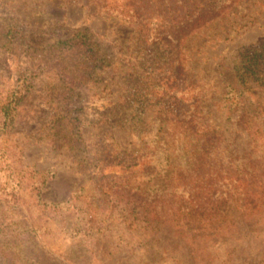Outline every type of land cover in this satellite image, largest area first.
<instances>
[{"label":"trees","instance_id":"trees-1","mask_svg":"<svg viewBox=\"0 0 264 264\" xmlns=\"http://www.w3.org/2000/svg\"><path fill=\"white\" fill-rule=\"evenodd\" d=\"M92 1L99 11L137 28L150 45V68L164 80L157 99L132 91L137 107L126 120L140 121L149 106H156V113L145 124L132 125V146L112 142L106 148L104 157L113 158L117 169L106 174L99 165L90 175L100 197L81 186L68 200L46 203L41 191L50 172L27 165L31 198L47 214L43 218L39 212L31 221L19 215L24 200L18 189L7 199L0 197L1 261L43 264V251L33 248L38 237L46 241L56 232L46 231L56 214L62 215L58 223L75 226L71 208L84 197L86 219L77 229L83 237L101 234L104 242L96 237L86 250L103 264H128L120 256V244L130 231L141 238L140 244L155 243L176 264H264V40L237 46L224 56L220 85L200 76L196 65L201 47L214 40L211 36H231L241 22L253 20L247 13L252 5L264 0H129L116 11L104 0ZM4 52L20 53L27 61H21L14 82L1 88L0 135L12 128L39 79L43 66L32 67L35 61L49 62L47 135L76 152L81 170L92 166L93 159L87 158L92 150L86 153L82 137V107L73 98L77 88L97 82L99 72L112 66L92 32L80 28L37 46L15 24H6L0 30V54ZM53 59L58 60L55 67Z\"/></svg>","mask_w":264,"mask_h":264},{"label":"rangeland","instance_id":"rangeland-1","mask_svg":"<svg viewBox=\"0 0 264 264\" xmlns=\"http://www.w3.org/2000/svg\"><path fill=\"white\" fill-rule=\"evenodd\" d=\"M128 2L129 0H104L106 7L114 11ZM247 13L253 18L250 23L241 22L237 31L226 39L223 34L217 38L211 36L214 40L207 41L201 47L203 52L196 65L199 75H204L212 84L223 83L225 76H218V72L222 70L223 58L229 51L240 45L264 40V4H253ZM246 17L247 15L243 20ZM6 24H15L20 35L37 46L69 37L77 29L87 27L112 60L111 67L99 72L97 82H86L75 90L73 98L82 107V137L86 153L92 150L87 158L93 159L92 166L96 165L95 168L87 165L85 171L75 163L76 152H71L64 142H56L47 135L51 110L44 98V86L52 66L49 62L43 64V61L38 60L32 66H43L39 79L35 80V85L19 108L12 128L7 134L0 135V197L7 199L10 191L18 189L24 200L19 207L22 211L19 215L22 213L31 221L30 219L38 218L41 207L34 204L25 182L26 166L50 172L41 191V200L46 203L68 200L81 186L96 192L97 188L91 183L90 175L98 166L106 174L117 169V166L111 164L113 158L104 157L106 148L112 142L121 147H128L129 144L132 146L131 141H135L132 125H143L156 113V106H149L140 121L136 118L127 121L137 107V103L131 101L132 91L142 94V97L151 96L157 99L164 80L158 74V69L152 71L150 68V45L139 35L137 28L99 11L92 0H0V30ZM26 59L20 53L0 54V94L5 91L1 89L3 85L14 82L18 66L21 61H27ZM53 60L51 62L55 67L54 63L58 60ZM260 107L264 110V99L260 100ZM97 158L104 159V164L95 162ZM20 179L23 180L22 183L19 182ZM96 196H101L99 191ZM85 200L83 197L71 208L75 212L71 216L78 219L75 226L58 223L62 218L60 214L54 215L48 227L45 225L46 231L49 228L56 232L49 233L46 241L44 236H39L33 246L36 251H43V264H103L95 253L86 250L88 246H94L96 237L100 238L99 243L104 242L101 234L96 235L94 232L93 235L83 237L78 231L86 219L81 209L87 210ZM234 207L235 204L232 203V213L235 212ZM10 212L12 215L13 212ZM46 214L47 211L41 212L43 218ZM133 233L124 232L125 240L122 242V239L120 244V256L128 264H176L155 243L140 244L141 238ZM109 243L110 241L107 244ZM0 264L9 263L0 259Z\"/></svg>","mask_w":264,"mask_h":264}]
</instances>
